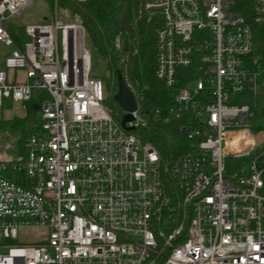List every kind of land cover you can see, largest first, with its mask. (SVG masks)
<instances>
[{"label": "built area", "instance_id": "1", "mask_svg": "<svg viewBox=\"0 0 264 264\" xmlns=\"http://www.w3.org/2000/svg\"><path fill=\"white\" fill-rule=\"evenodd\" d=\"M32 2L0 0V42L12 48L0 58V113L10 99L18 116L28 104L38 115L21 146L18 134L0 133V264H264V161L256 165L264 140L224 151L253 117L232 98L264 89V52L253 53L257 28L264 49V0L142 3L160 19L154 74L171 96L151 118L175 122L185 142L165 159L102 104L80 21L53 16L26 24L23 45L13 37L8 21ZM119 34L112 45L123 52L120 71L136 103L127 125L136 128L148 111ZM253 153L228 168L227 157ZM25 228L43 233L24 241Z\"/></svg>", "mask_w": 264, "mask_h": 264}, {"label": "trees", "instance_id": "2", "mask_svg": "<svg viewBox=\"0 0 264 264\" xmlns=\"http://www.w3.org/2000/svg\"><path fill=\"white\" fill-rule=\"evenodd\" d=\"M44 1L50 11H53L56 5L77 15L92 44L106 63L110 76L108 87L114 94L117 91L116 71L122 70L119 59L123 52L114 49L112 39L117 33L126 32L131 44L126 71L140 92L143 110L146 113L148 111L145 125L137 126L131 133L139 136L143 142H151L164 159L179 152L185 142L177 131L176 123L165 124L153 121L149 111L154 107H165L170 104L171 96L163 84L155 78V29L160 24V19L157 15L150 16L142 9V3L146 0ZM117 106L111 111L114 120L120 123L124 110ZM26 109L27 112L23 117L0 119V133L3 131L18 133L17 141L20 146L27 134L37 126V121L31 125L28 123L36 117V110L31 104H28ZM250 130L264 133V89L256 97ZM263 148L264 141L259 144L256 151ZM254 155L255 153L249 156H230L227 157L226 164L239 169Z\"/></svg>", "mask_w": 264, "mask_h": 264}, {"label": "rangeland", "instance_id": "3", "mask_svg": "<svg viewBox=\"0 0 264 264\" xmlns=\"http://www.w3.org/2000/svg\"><path fill=\"white\" fill-rule=\"evenodd\" d=\"M55 17L57 20H61L63 22L67 23H78L79 19L77 15H74L70 13L66 9L61 8H55L53 11L49 10L48 5L44 0H33L32 4L28 6L20 16L10 19L7 23L9 30L11 31L13 37L21 44L23 45L24 42L28 40V37L25 33V25L28 23H42L49 20L50 17ZM120 39V45L122 47L123 51H126L129 46V38L125 31L120 32L119 34ZM260 31L259 29L254 30V41H253V53L255 57H258L260 54L264 52L263 47L261 46V40H260ZM82 46L84 49H86L90 56V71H89V78L98 80L101 82L102 89H103V100L102 104L113 110L118 105V103L114 100L113 96L114 93L110 90L108 87V80H109V71L107 69L105 61L102 59L94 45L92 44L91 40L89 39L86 32L83 34V40H82ZM11 47H8L0 42V58L3 59L5 56H7L10 51ZM2 61V60H1ZM19 78L21 77V73H18ZM262 91L259 87H256L254 89L246 90L244 92H241L237 94V96L232 98V101H234L238 104H244L247 105L250 108H253L255 105V100L258 94H260ZM119 106V105H118ZM117 106V107H118ZM120 107V106H119ZM118 107V108H119ZM120 109H122L120 107ZM119 109V110H120ZM123 110V109H122ZM21 109L19 105L13 104L10 99H5L2 106V112L0 113V116L2 118H9L14 113L19 114L21 113ZM117 111H115L116 113ZM37 112L36 117L28 121V123L31 125L33 123H36L37 121ZM38 122V121H37ZM241 131V130H240ZM249 134L250 143L244 142L243 149L240 152H243L245 150L251 149V147L254 144H258L264 140V133L262 132H252L251 130H246ZM237 132H232L228 135L227 140L224 144V151L226 154H234V152H231L227 148L228 141L236 134ZM12 134V133H11ZM18 133H13L12 137H15ZM9 139V138H8ZM11 139V138H10ZM239 152V153H240ZM264 161V154H261L256 159V165L257 167L261 166V162ZM229 166V165H228ZM231 170H237L233 166L228 167ZM244 171L248 169V166L245 165ZM43 233V229H33V228H25L21 229L19 231V237L24 241H32L39 238V236Z\"/></svg>", "mask_w": 264, "mask_h": 264}, {"label": "water", "instance_id": "4", "mask_svg": "<svg viewBox=\"0 0 264 264\" xmlns=\"http://www.w3.org/2000/svg\"><path fill=\"white\" fill-rule=\"evenodd\" d=\"M116 84L117 91L115 92L113 98L125 112L120 120V125L127 131L134 130L135 127L132 125H127V123L133 120L132 114L130 112L135 110L136 103L134 95L126 86L119 69L116 71Z\"/></svg>", "mask_w": 264, "mask_h": 264}, {"label": "clouds", "instance_id": "5", "mask_svg": "<svg viewBox=\"0 0 264 264\" xmlns=\"http://www.w3.org/2000/svg\"><path fill=\"white\" fill-rule=\"evenodd\" d=\"M244 142L250 143L251 141L248 132L246 130H241L228 141L227 148L229 151L238 154L242 151Z\"/></svg>", "mask_w": 264, "mask_h": 264}, {"label": "crops", "instance_id": "6", "mask_svg": "<svg viewBox=\"0 0 264 264\" xmlns=\"http://www.w3.org/2000/svg\"><path fill=\"white\" fill-rule=\"evenodd\" d=\"M19 114H16V113H14L13 115H11L9 118H5V119H11V118H13V117H15V116H18Z\"/></svg>", "mask_w": 264, "mask_h": 264}]
</instances>
